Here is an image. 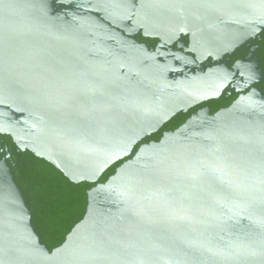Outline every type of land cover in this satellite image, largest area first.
I'll return each instance as SVG.
<instances>
[{"label":"water","instance_id":"1","mask_svg":"<svg viewBox=\"0 0 264 264\" xmlns=\"http://www.w3.org/2000/svg\"><path fill=\"white\" fill-rule=\"evenodd\" d=\"M0 264H264V0H0Z\"/></svg>","mask_w":264,"mask_h":264}]
</instances>
